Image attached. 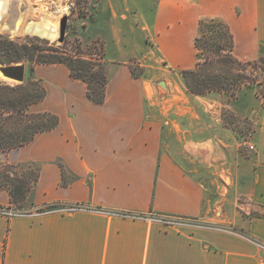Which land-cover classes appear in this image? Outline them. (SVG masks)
I'll list each match as a JSON object with an SVG mask.
<instances>
[{"label": "crops", "instance_id": "1", "mask_svg": "<svg viewBox=\"0 0 264 264\" xmlns=\"http://www.w3.org/2000/svg\"><path fill=\"white\" fill-rule=\"evenodd\" d=\"M107 2L111 25L98 35L109 78L103 103L89 98L88 84L67 65L34 68L46 94L31 110L54 114L58 123L0 152V161L38 167L29 206H13L0 184V206L16 213H0V264H264V112L257 123L252 181L243 189L244 211L214 217L217 201L181 158L202 160V145L210 144L185 135L201 113L218 118L227 95L211 92L215 100L197 106L181 97V103L157 110L146 94V79L131 67L132 59L149 51L182 84L183 71L200 60L196 39L203 20L228 27L237 60L264 57V0ZM138 41L145 44L141 53L135 51ZM109 43L117 57L107 58ZM251 94L242 89L239 97ZM246 106L235 113L249 115L252 106ZM171 111L189 121L177 137L183 143L178 153L166 147L170 127L164 116ZM204 156L210 160L211 153ZM48 205L62 207L39 210ZM160 215L180 223L166 224Z\"/></svg>", "mask_w": 264, "mask_h": 264}, {"label": "rangeland", "instance_id": "2", "mask_svg": "<svg viewBox=\"0 0 264 264\" xmlns=\"http://www.w3.org/2000/svg\"><path fill=\"white\" fill-rule=\"evenodd\" d=\"M32 1L34 2L33 5L21 0H6V12L4 13V9H0V41L28 44L37 48V54H45L51 52V50H56L57 54L60 55L91 60L94 63L92 72L103 70L106 74L105 44L101 38H98V35L99 31L106 27L110 28L111 25L110 12L107 10V7H109L108 0ZM67 4H70L71 8L66 9L60 18L62 19L64 15L68 16L66 33L62 41L60 36L58 39L52 40L36 33L15 35L9 29L15 18L20 14L28 17L33 8L46 10V14L43 12L35 13L36 15L33 16L35 21H40L42 17L49 14L53 18L58 16L59 7L66 8ZM105 32L107 33V31ZM138 43V48L135 51L141 53L144 51L145 44L139 41ZM197 48L200 58L198 64L202 65V71L221 76L225 80V88L192 94L187 90L184 74L182 75V84L176 78L171 79L172 75L167 72V69L157 60V57L152 58L149 51L145 52V58H143L147 61L139 56L141 60H131L133 62L131 67L134 75L146 79V94L149 100L155 106H158L156 107L157 110L181 103V97L186 98L184 100L186 104L197 106V104H205L208 101L215 100L210 96L211 92H223L227 95L228 98L223 101V107L217 114L218 118H212L207 112L201 113V120L191 124V132L185 135L187 140L207 141L210 144L203 143L201 148L202 160L199 161V158H197L195 161L194 158L185 159L183 157L181 162L185 163L187 169L193 171L199 180L206 184L210 197L213 201H217V207L212 210L214 217H220L224 214L233 218L237 214L241 215L246 202H248L247 197L243 194V189L247 188L252 181L251 158L254 157L256 150L257 123L262 112H264V57L252 62L234 61L229 33L219 21H207L205 23L200 33ZM1 57L2 53H0V59ZM114 57H117L116 51L112 43H109L107 58ZM22 62L26 64V78L23 83L0 77V94L2 101L9 104L6 106H11L12 102L18 103L19 101L27 102L31 100L36 94V90H40L42 87V83L36 80L34 75L35 66L42 63H37L36 59H24ZM0 64L2 63L0 62ZM96 77L99 76L94 74V78ZM160 81H164L167 88L161 86ZM95 83L99 84L98 81H95ZM242 89L252 91V94L247 97L249 99L239 97ZM175 95L180 96V98ZM197 96H200L198 98H202L203 101L198 100ZM33 104L28 105L26 112H17V107L6 108L5 106V112L0 114V144L22 140L24 136L32 134L33 127H38L41 119L36 115L42 112L32 111ZM247 104L252 106L248 108L249 115L235 113V108L237 110L245 109L248 107ZM198 110L202 111V109ZM174 115L177 114L171 111L170 115L164 116L170 127L166 130L167 140L169 141L166 147L170 151L178 153L182 152L183 143L176 141L177 137H179V133L181 134L182 127L187 126L189 121L182 122V120L173 117ZM45 119L50 121L48 118ZM28 125H33V127H28ZM9 150L0 148V152ZM185 152L190 153L188 150H185ZM205 153H211L210 160L204 156ZM0 171L1 186L9 190L10 194L13 193V206H29L27 196L38 172L37 165L32 163L20 165L0 161ZM53 206L40 207L39 210L44 211L59 207L56 206L55 208ZM255 211L251 215L257 212ZM156 217L169 216L160 215Z\"/></svg>", "mask_w": 264, "mask_h": 264}, {"label": "trees", "instance_id": "3", "mask_svg": "<svg viewBox=\"0 0 264 264\" xmlns=\"http://www.w3.org/2000/svg\"><path fill=\"white\" fill-rule=\"evenodd\" d=\"M207 21L216 22L217 20L201 21L200 33L202 32L205 23ZM224 26L227 29L230 36V44L232 51V45H233L232 36L228 27L226 25ZM199 40H200V34L196 39L197 47L199 45ZM0 53H2V57L0 59V62L2 64L18 63V62H22L24 59H29V60L36 59L37 63H43V64H55V63L66 64L69 67L71 71V75L73 77L82 79L88 84V96L92 101L96 103H103L105 100V94H106L105 89L108 83V77L103 72V70H100L99 72H92L94 63L91 60L60 55L57 54L56 50H51V52L45 54H37L36 47L29 46L28 44H17L7 41H0ZM234 61L237 62L239 60L235 58ZM94 74L98 75L99 77L94 78ZM183 74L185 76L187 90L192 94H201L207 91L220 90L226 87L225 80L221 76L211 74L210 72H206V71L203 72L201 64H198L195 69L184 70ZM95 81H98L99 84H96ZM11 89L13 90V88ZM36 91H35L36 94L31 100H28L27 102L19 101L18 102L19 104L12 102L13 104L11 106H6L9 104L2 101V97L0 94V114H3L5 112V106L6 108L17 107L16 108L17 112L18 111L26 112L29 104L39 102L45 97L46 91L43 85L40 88V90H36ZM36 116L41 119V122L38 123V127H33V125H28V127L29 126L33 127L32 134L24 136L22 140L19 141L16 140V141H9L6 143H2L0 144V148L6 150L26 144L30 142L38 132L54 128L58 123V117L48 112L39 113ZM45 118L50 119V121L49 120L46 121ZM37 177L38 175H36L34 182L37 180ZM0 184L2 185L1 171H0ZM31 188L32 186L29 188V191ZM12 195L13 193L11 192V202L13 203L14 201L12 199L13 198Z\"/></svg>", "mask_w": 264, "mask_h": 264}, {"label": "bare ground", "instance_id": "4", "mask_svg": "<svg viewBox=\"0 0 264 264\" xmlns=\"http://www.w3.org/2000/svg\"><path fill=\"white\" fill-rule=\"evenodd\" d=\"M22 2H27L31 5L34 4L32 0H21ZM7 2L6 0H0V9H4V13L6 12ZM43 8V7H42ZM47 9V8H46ZM46 10H42L39 8H33L31 14L27 17L24 14H20L17 18L13 20V23L9 26L11 32L15 35H21L24 33H36L45 37H48L52 40H56L61 36V16L65 11V7L60 6L58 10V16L50 17L51 14L42 17L40 21H35L33 16L35 13H44ZM49 11V10H48ZM4 15V14H3ZM1 18V17H0ZM0 77L3 78L1 72Z\"/></svg>", "mask_w": 264, "mask_h": 264}, {"label": "water", "instance_id": "5", "mask_svg": "<svg viewBox=\"0 0 264 264\" xmlns=\"http://www.w3.org/2000/svg\"><path fill=\"white\" fill-rule=\"evenodd\" d=\"M68 16L64 15L61 19V36L60 40H64L66 28H67ZM0 72L3 78L23 83L26 78V64L25 62H18L13 64H0ZM159 84L165 88L167 85L164 81H160Z\"/></svg>", "mask_w": 264, "mask_h": 264}, {"label": "built area", "instance_id": "6", "mask_svg": "<svg viewBox=\"0 0 264 264\" xmlns=\"http://www.w3.org/2000/svg\"><path fill=\"white\" fill-rule=\"evenodd\" d=\"M71 5H73V3H71ZM71 5L70 4H67L66 5V8L65 10H69L71 8ZM63 18V17H62ZM56 208V207H55ZM73 208H76V207H73ZM49 210H53V209H49ZM49 210H44V211H49ZM43 212V210H41ZM0 213L1 214H6L8 216H11V215H14L16 214L13 209L11 208H6V207H2L0 206ZM162 221L166 224H178L180 223V220H178L177 218H171V217H164L162 218Z\"/></svg>", "mask_w": 264, "mask_h": 264}]
</instances>
